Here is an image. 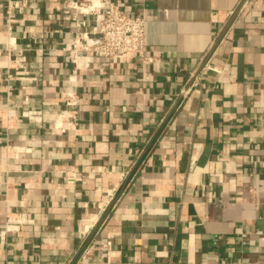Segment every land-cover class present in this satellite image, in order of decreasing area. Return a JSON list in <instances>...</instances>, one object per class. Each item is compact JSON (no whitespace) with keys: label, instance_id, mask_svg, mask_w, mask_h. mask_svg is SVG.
<instances>
[{"label":"crops","instance_id":"crops-1","mask_svg":"<svg viewBox=\"0 0 264 264\" xmlns=\"http://www.w3.org/2000/svg\"><path fill=\"white\" fill-rule=\"evenodd\" d=\"M66 1L0 0V264H264V0H106L151 60L76 70Z\"/></svg>","mask_w":264,"mask_h":264},{"label":"built area","instance_id":"built-area-1","mask_svg":"<svg viewBox=\"0 0 264 264\" xmlns=\"http://www.w3.org/2000/svg\"><path fill=\"white\" fill-rule=\"evenodd\" d=\"M246 2L247 0H242L241 6L245 5ZM70 8H74L81 13L92 14L95 19V25L91 31L82 33L64 48L69 51V57L74 63L75 70L81 67L85 59L89 57L88 54L105 57L111 61L133 57L142 63L150 62L151 57L147 53L144 39L145 18L143 16L128 13L117 4L106 0H67L64 11L67 13ZM5 25L7 29L8 59L10 62L9 53L15 48V45L13 44L14 37L11 35L12 26L9 14ZM9 66H13L16 69L25 68V55H17ZM203 69H216V67L206 61L202 66ZM6 76L10 77L12 74L7 72ZM192 78V81L182 90V93H185L190 87L199 82V73L194 74ZM75 103V95H69L68 104L74 105ZM25 115L30 119H41L37 110H27ZM29 223H33V219L27 216L26 213L6 209L4 226L0 231L1 236H5L8 232L19 231L23 225Z\"/></svg>","mask_w":264,"mask_h":264}]
</instances>
